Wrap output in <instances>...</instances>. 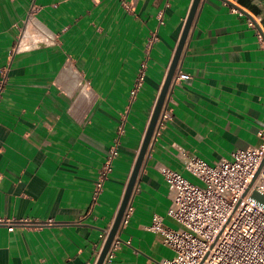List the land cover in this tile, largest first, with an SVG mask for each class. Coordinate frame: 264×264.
Returning a JSON list of instances; mask_svg holds the SVG:
<instances>
[{
  "label": "crops",
  "instance_id": "0c3cea01",
  "mask_svg": "<svg viewBox=\"0 0 264 264\" xmlns=\"http://www.w3.org/2000/svg\"><path fill=\"white\" fill-rule=\"evenodd\" d=\"M191 1L0 0V218L32 222L12 231L0 224V264H95ZM250 14L264 30L261 14L241 0H201L168 117L154 133L106 264L173 256L147 226L170 204L158 168L192 176L179 148L213 163L260 143L264 48ZM143 62L144 84L132 100ZM112 146V172L93 200Z\"/></svg>",
  "mask_w": 264,
  "mask_h": 264
},
{
  "label": "built area",
  "instance_id": "2783aa9c",
  "mask_svg": "<svg viewBox=\"0 0 264 264\" xmlns=\"http://www.w3.org/2000/svg\"><path fill=\"white\" fill-rule=\"evenodd\" d=\"M158 18L162 21L161 15ZM247 23L257 28L259 45L264 48V30L257 17L250 14ZM152 37L150 45L155 35ZM145 68L143 62L137 70L130 90L132 100L144 84ZM165 110L161 122L168 117ZM258 136L257 146L238 149L230 158L213 163L179 148L178 156L185 171L200 185L190 182L178 171L165 166L158 168L168 186L170 204L165 217L153 215L147 229L160 235L163 244L173 252L161 264H264V204L252 197L254 193L264 195V128ZM116 156L117 147L112 146L98 172L93 200L112 172ZM129 210L130 207L123 215L119 231L127 223ZM165 218L173 224H167ZM50 223H53L50 219L36 222ZM0 224L12 231L16 225L32 222L0 218ZM117 246L116 235L104 264L111 260Z\"/></svg>",
  "mask_w": 264,
  "mask_h": 264
},
{
  "label": "water",
  "instance_id": "95a60500",
  "mask_svg": "<svg viewBox=\"0 0 264 264\" xmlns=\"http://www.w3.org/2000/svg\"><path fill=\"white\" fill-rule=\"evenodd\" d=\"M246 3V5L255 11H258L259 14L264 18V0H241ZM201 0H192L190 4V8L188 10V13L186 15L182 30L180 32L173 56L171 58L166 76L163 80V83L161 85L160 91L158 93V96L156 98L151 116L149 118V122L144 134V137L142 139L141 145L139 147L135 162L133 164V167L131 169L129 178L127 180L125 190L121 199V202L119 204V207L117 209L116 215L114 217V220L112 222L111 227L109 228L106 237L103 241L101 250L99 252V255L96 259L95 264H104L105 259L107 257V254L112 246V243L118 234L120 224L123 218V215L127 208L130 207V202L132 198V194L134 191V187L136 184V180L138 177V174L140 172V169L142 167V163L144 160V157L148 151V148L151 144L152 138L154 136V133L156 132L158 125L161 123V116L162 112L166 108L168 96L170 93L171 86L173 84L174 75L177 70V67L179 65L183 48L185 46L186 40L188 38L191 26L194 22V18L196 15V12L198 10V7L200 5ZM258 203L264 204V195H261L259 193H254L252 196Z\"/></svg>",
  "mask_w": 264,
  "mask_h": 264
},
{
  "label": "rangeland",
  "instance_id": "374dc122",
  "mask_svg": "<svg viewBox=\"0 0 264 264\" xmlns=\"http://www.w3.org/2000/svg\"><path fill=\"white\" fill-rule=\"evenodd\" d=\"M164 22L162 21V24H163ZM139 94V93H138ZM139 97V96H138ZM135 102H138V99H137V101H134V103ZM133 103V104H134ZM186 179H188L190 182H192V183H194V184H198V185H200V182L195 178V177H193V176H189V175H187L186 177H185ZM114 254H115V252H114Z\"/></svg>",
  "mask_w": 264,
  "mask_h": 264
},
{
  "label": "bare ground",
  "instance_id": "6f19581e",
  "mask_svg": "<svg viewBox=\"0 0 264 264\" xmlns=\"http://www.w3.org/2000/svg\"><path fill=\"white\" fill-rule=\"evenodd\" d=\"M31 33V32H30ZM28 35V34H27ZM30 36V35H29Z\"/></svg>",
  "mask_w": 264,
  "mask_h": 264
}]
</instances>
